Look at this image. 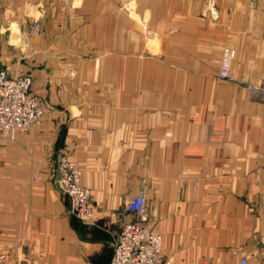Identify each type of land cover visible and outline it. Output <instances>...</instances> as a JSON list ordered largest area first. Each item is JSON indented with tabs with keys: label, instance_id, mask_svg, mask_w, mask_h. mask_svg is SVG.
I'll list each match as a JSON object with an SVG mask.
<instances>
[{
	"label": "crops",
	"instance_id": "1",
	"mask_svg": "<svg viewBox=\"0 0 264 264\" xmlns=\"http://www.w3.org/2000/svg\"><path fill=\"white\" fill-rule=\"evenodd\" d=\"M5 19L45 111L0 137L2 264H110L138 194L173 264H264V0H0ZM62 155L89 223L68 214Z\"/></svg>",
	"mask_w": 264,
	"mask_h": 264
},
{
	"label": "built area",
	"instance_id": "2",
	"mask_svg": "<svg viewBox=\"0 0 264 264\" xmlns=\"http://www.w3.org/2000/svg\"><path fill=\"white\" fill-rule=\"evenodd\" d=\"M29 28L34 35H38L40 24L33 21ZM234 58L235 50L225 47L218 66L219 81L233 82ZM44 111L42 99L33 92L30 75H13L7 69H0V137L5 138L14 132L26 133L40 125ZM56 173L57 186L69 200L68 214L83 223L91 222V192L82 186L81 172L76 163L62 155L58 159ZM125 212L130 220L123 224L113 240L110 264H173L161 255L160 235L145 226L147 205L143 194L127 202ZM111 221L110 217L105 224ZM2 261L0 256V264ZM241 264H245V260Z\"/></svg>",
	"mask_w": 264,
	"mask_h": 264
},
{
	"label": "rangeland",
	"instance_id": "3",
	"mask_svg": "<svg viewBox=\"0 0 264 264\" xmlns=\"http://www.w3.org/2000/svg\"><path fill=\"white\" fill-rule=\"evenodd\" d=\"M5 13L7 14L8 12L3 10V14ZM7 20L9 19H5L4 21H2V23L0 22V69L1 70L7 69L11 74L18 75V74H15L14 67H16L17 65V61H18L17 58L19 59L20 57H23V55L25 54V47L24 45H20L21 44L20 41L17 45H10V44H15V43H12L13 42L12 41V37H13L12 26H15V23H14V20L11 19L9 20L8 24H5L6 23L5 21ZM18 31L20 34L19 35V39H20L21 33H23L24 31L23 30H18ZM30 33L34 37H36V36H39L40 31L38 35H34L31 30H30ZM19 64L24 65V60H21Z\"/></svg>",
	"mask_w": 264,
	"mask_h": 264
}]
</instances>
